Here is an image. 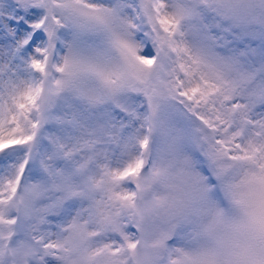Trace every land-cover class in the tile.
<instances>
[{"label": "snow or ice", "instance_id": "snow-or-ice-1", "mask_svg": "<svg viewBox=\"0 0 264 264\" xmlns=\"http://www.w3.org/2000/svg\"><path fill=\"white\" fill-rule=\"evenodd\" d=\"M0 264H264V0H0Z\"/></svg>", "mask_w": 264, "mask_h": 264}]
</instances>
